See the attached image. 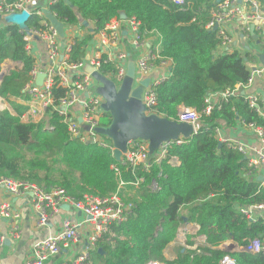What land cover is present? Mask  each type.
Listing matches in <instances>:
<instances>
[{"label":"trees","instance_id":"obj_1","mask_svg":"<svg viewBox=\"0 0 264 264\" xmlns=\"http://www.w3.org/2000/svg\"><path fill=\"white\" fill-rule=\"evenodd\" d=\"M17 0H6L11 3ZM59 0L51 12L66 27L79 26L83 37L74 41L69 63L86 59L92 39L88 24L95 32L105 29L114 19L125 13L142 25L144 39L155 34L161 38L160 58L155 63L171 62V72L156 88L158 104L155 113L169 120H178L181 106L202 113L206 98L225 92L236 85L247 84L251 71L241 53L220 55L217 33L206 29L211 20L214 0H190L185 8L171 0ZM1 3V0H0ZM42 18L33 15L29 29H41ZM20 29L6 24L0 30V71L6 61L18 63L0 84V97L9 109L0 110V177L35 183L44 189L62 188L75 199L86 194L108 197L119 188L111 165H120L110 149L94 143H84L68 132L65 118L56 111H48L38 123H23L27 107L17 100H28L23 90L31 81L30 73L36 65L25 50ZM101 72L113 79L114 67L103 65ZM67 89L56 88L54 101L66 98ZM202 126L194 137L182 145H174L170 157H178L179 167L164 161L153 164L149 172L141 168L122 170L128 183L122 192L132 202L134 214L127 223L113 227L98 242L103 255L92 256L101 264H220L226 255L239 264H264V255L230 253L220 247L232 242L240 246L264 236V219L250 221L238 210L264 204V187L255 178H246L244 156L221 144L217 128H234L238 124H256L264 128V118L252 110L242 96L233 97L215 108L210 116H203ZM111 117L103 114L100 127H108ZM110 144L109 139L105 138ZM142 180L139 185H130ZM156 182L159 190L152 191ZM187 209L186 215L181 212ZM200 226L199 235L207 241L197 250L182 246L177 258L168 260L164 252L178 236L182 224ZM193 245L191 240L188 241Z\"/></svg>","mask_w":264,"mask_h":264},{"label":"built area","instance_id":"obj_2","mask_svg":"<svg viewBox=\"0 0 264 264\" xmlns=\"http://www.w3.org/2000/svg\"><path fill=\"white\" fill-rule=\"evenodd\" d=\"M58 1L17 0L8 3L6 0H1L0 3V17L3 19L6 16L23 11H27L31 17L35 14L42 18L41 29L20 30L24 35L27 54L36 61V65L30 73L31 81L23 90V93L29 97L28 100H22L27 107L23 117L29 119L32 123H38L46 117L49 110L56 111L65 118L68 132L73 138L84 143H94L102 148L110 149L114 154L113 144H110L105 137L94 131L95 128L100 127V119L104 114L101 108L104 100L94 93L96 82L87 73V67L95 68L101 72L103 65L113 66L115 72L112 74L113 79H110L117 86H120L126 76L130 58L123 41L124 33H126L130 37L131 45L134 48H144L136 62L135 85L139 86L145 79H151L149 86L145 88L142 95L143 103L146 106V114L151 115L156 114L155 109L158 104L156 88L167 80L172 65L169 68V62H161L160 66L155 65L157 61H161L159 56L161 38L157 36L155 47H151L146 51L145 39L141 31L142 25L135 17L114 18L105 29L98 32H95L93 22L87 21L92 36L87 51V54L90 55L89 60L86 58L83 62L69 63L68 60L75 39L83 37L85 34L82 35L83 30L79 26H65L66 36L64 42L60 39L56 29L44 14V10H50V7ZM171 2L182 9L190 4V0H171ZM214 2L216 7L211 10V20L207 23L206 29L217 33L220 40L216 49L217 54L241 53L250 67L251 76L245 85L239 84L225 92L210 94L205 100L202 113L185 106L179 108L177 121L191 124L194 127L195 135L202 126L201 119L203 116H210L215 108H220L223 102H228L233 97L242 96L249 107L264 118L262 98L254 93H245V90L250 88L255 79L264 76V66L260 61V56L264 53V0H220L219 2L214 0ZM5 26L6 22L4 21L0 25V30ZM253 31L257 37L256 39L252 35ZM239 36L243 37V44L238 43ZM36 42L42 43L46 48V60L43 62L34 53L33 44ZM62 44L64 45L63 48ZM161 68L164 69L165 73L160 77H152L153 71ZM39 74L44 75L41 85L36 83ZM56 88L68 90L66 98L59 100L58 106L54 101V90ZM3 103L6 102L0 97L1 111L7 109L3 106ZM79 119L83 123H79ZM244 126L253 132L257 140L255 144L249 145L226 138L221 128H217L215 134L221 144L227 145L230 149L244 156L247 164L246 178L248 180L255 178L260 182L261 187H264V128L256 124ZM184 141L180 139L163 143L151 158L149 157L148 142H131L128 152L119 161L120 165H111V169L114 171L119 183V188L115 194L108 197L86 194L78 200L62 188L56 187L47 190L29 181L0 177V220H12L14 223L13 236L19 238L18 221L21 215L12 208L10 199L1 200L6 194L9 197L22 196L31 200L33 211L37 216L38 228L47 227L50 219L60 213L63 206H68L69 209L80 213L83 217L82 220L72 222L66 219L63 221L59 232L37 241L32 246L26 264H47L58 256L62 249H67L71 245L82 242L86 243L87 250L79 253L73 261L63 264H92L91 252L96 249L97 242L104 235L110 233L113 227H120L127 223L134 214L135 205L132 202L125 201L122 197V192L128 185L122 178V170L141 168L143 171L149 172L153 164L160 165L164 161H167L172 167H179V158L170 157L169 155L174 145H182ZM141 182L142 180L130 185L137 186ZM151 189L152 191L159 190L156 182H153ZM238 210L250 221L264 219V204L239 207ZM199 231L200 226L198 224L192 226V231L183 227L180 237H178V231V240L181 241V238H184L183 246L197 250L207 241L205 236L199 235ZM189 240L193 242V245L189 244ZM5 242L6 237L0 235V252L5 246ZM230 244L236 246L235 250L230 253L264 255V236L251 240L245 246L227 242L220 249L227 251ZM0 264H2L1 260ZM220 264L239 263L232 256L226 255Z\"/></svg>","mask_w":264,"mask_h":264},{"label":"water","instance_id":"obj_3","mask_svg":"<svg viewBox=\"0 0 264 264\" xmlns=\"http://www.w3.org/2000/svg\"><path fill=\"white\" fill-rule=\"evenodd\" d=\"M64 1L69 5L71 4L70 0ZM219 1L217 0V2ZM44 14L64 42L66 36L64 23L51 10H44ZM30 17L31 15L27 11H23L6 16L4 21L6 24L17 26L20 30L29 31L28 21ZM121 18L126 19L128 17L125 13H122ZM87 24V21L84 20L83 25ZM252 35L254 39L257 38L254 31ZM87 60H89V56H87ZM260 61L264 66V53L260 56ZM86 71L96 82L94 93L104 100L101 107L103 112L111 117V124L108 127H97L94 131L112 142L114 157L117 161H120L128 152L131 142H148L149 157L151 158L163 143L180 139L189 141L194 137V127L189 123L169 120L156 114H146V106L143 103L142 95L145 88L149 86L151 79L147 78L139 86L135 85L137 74L135 60L128 62L127 73L120 86H117L113 80L95 68L87 67ZM5 76L6 74L0 75V83H2ZM43 78V74L38 75L37 85L42 84ZM79 123H83L81 119H79ZM65 207L69 209L68 206ZM228 246L227 251L229 252L236 248L234 244ZM98 252L104 254L102 249H99Z\"/></svg>","mask_w":264,"mask_h":264},{"label":"crops","instance_id":"obj_4","mask_svg":"<svg viewBox=\"0 0 264 264\" xmlns=\"http://www.w3.org/2000/svg\"><path fill=\"white\" fill-rule=\"evenodd\" d=\"M1 23H4V19L0 17V25ZM84 34H85V31L83 30L82 35ZM157 38L158 37L153 33L148 35L145 38L146 51L149 50L151 47H155ZM123 41H124V46L130 57L129 61L135 60L137 62L140 55L142 54V51H144V48H141V49L134 48L131 45L132 41L130 40V37L127 36L126 33H124ZM238 43L239 44L244 43L242 36H239ZM33 45H34L35 55L38 56L42 62L46 60L45 46L42 43H38V42L34 43ZM87 56H90L89 53L87 54ZM11 62L12 61L8 60L5 63L8 64L9 66L10 65L9 63ZM12 63L17 65V67H21L18 63H14V62ZM170 65L171 63L169 62L168 68L170 67ZM164 73L165 72L163 68L156 69L153 71L152 77H160ZM245 93L246 94L254 93L260 96V98H262V106H263V111H264V76L261 78L255 79V81L250 86V88L245 90ZM17 101L24 105L22 99H18ZM3 106L7 107V109H9L13 114H15L9 103L7 102L3 103ZM28 121L29 120L27 118L22 117L23 123H29ZM221 129L223 131L224 137L226 138L244 142L249 145L255 144L257 142L256 137L253 135V132L250 131L248 128H246L242 124H238L234 128L222 127ZM6 199H10L12 208L14 210H17L20 213L21 218L18 221L19 238H16L13 236L14 223L12 220H8V219L0 220V235L6 237L5 246L2 248L0 252V260L2 264H26L27 260L29 259L32 246L37 241L59 232L61 230L63 221H65L66 219H69L72 222H76V221L82 220L83 218L80 213L74 211L73 209H68L65 206H63V210L60 211V213L54 215L50 219L49 225L47 227L38 228L37 216L33 211L31 200L28 197H22V196L9 197L6 194L2 197L1 200H6ZM194 224L195 223H188L187 221H185L182 224V227H184V229L186 230L192 231V226ZM178 237L176 238V242L172 243L167 248V250L164 252V256L168 260H174L177 258V256H175L174 245L175 243L180 242L178 240ZM99 249L100 248L96 247L94 251H99ZM86 250H87V246L85 242H82L76 245H71L67 249L65 248L62 249L61 253L58 256L54 257L53 260H51L47 264H63L71 260L73 261L75 257L78 256L79 253L85 252ZM168 250H170L171 255L167 254ZM100 255H103V254H100ZM91 261H92V264H101L99 261H95L92 255H91ZM150 263L153 264V263H159V262H150Z\"/></svg>","mask_w":264,"mask_h":264},{"label":"rangeland","instance_id":"obj_5","mask_svg":"<svg viewBox=\"0 0 264 264\" xmlns=\"http://www.w3.org/2000/svg\"><path fill=\"white\" fill-rule=\"evenodd\" d=\"M10 65L8 66V64H4L3 65V67H2V70L0 71V75L1 74H9L11 71H13V70H15L16 68H17V65H15V64H13L12 62L11 63H9ZM9 106V105H8ZM10 107V106H9ZM29 120V119H28ZM29 123H32V122H30V121H28ZM187 212H188V210L187 209H183L182 210V214L183 215H186L187 214ZM182 226H181V228H180V230H179V237H180V233H181V231H182ZM182 244H184V238H181V241L180 242H178V243H175V245H174V247H175V256H177V254H178V251H179V249L183 246ZM167 254H169V255H171V253H170V250H168V252H167Z\"/></svg>","mask_w":264,"mask_h":264}]
</instances>
